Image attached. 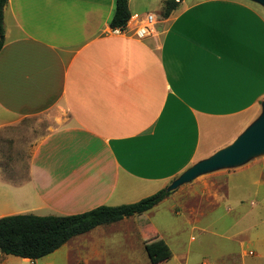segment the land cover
Returning <instances> with one entry per match:
<instances>
[{
  "label": "crops",
  "instance_id": "0c3cea01",
  "mask_svg": "<svg viewBox=\"0 0 264 264\" xmlns=\"http://www.w3.org/2000/svg\"><path fill=\"white\" fill-rule=\"evenodd\" d=\"M147 2L161 11L160 0ZM128 5L131 16L144 15L138 0ZM113 9L114 0H7L0 131L41 116L51 129L25 175L0 162V217L138 201L231 144L262 113L264 8L254 0H179L166 18L149 10L156 21L141 39L135 21L111 32ZM151 209L74 236L87 239L68 247L71 238L45 264L56 253L61 264H116L127 245L135 256L143 248L152 264L145 238L170 247Z\"/></svg>",
  "mask_w": 264,
  "mask_h": 264
},
{
  "label": "rangeland",
  "instance_id": "374dc122",
  "mask_svg": "<svg viewBox=\"0 0 264 264\" xmlns=\"http://www.w3.org/2000/svg\"><path fill=\"white\" fill-rule=\"evenodd\" d=\"M160 2L161 11L147 0H138V6L162 18L165 0ZM255 6L264 8L258 1ZM45 117L26 118L14 128L0 131V162L8 173L13 169L25 175L28 157L51 129ZM178 177L167 186L169 196L147 214L173 252L172 258L159 264H264V149L239 163L201 172L170 189ZM84 239L87 237L72 238L67 246ZM126 248L127 259L116 264H133L135 257H142L138 263L150 264L143 248H138L141 256L136 251L137 256L133 254L135 247ZM52 259L55 264L64 262L59 253ZM46 262L45 257L32 262L0 252V264Z\"/></svg>",
  "mask_w": 264,
  "mask_h": 264
},
{
  "label": "trees",
  "instance_id": "16d2710c",
  "mask_svg": "<svg viewBox=\"0 0 264 264\" xmlns=\"http://www.w3.org/2000/svg\"><path fill=\"white\" fill-rule=\"evenodd\" d=\"M7 0H0V35H3V9ZM175 0H165L162 17L176 8ZM131 17L128 0H114L109 21L111 28L124 27ZM3 44L0 39V48ZM171 191L162 188L138 201L120 205H100L90 210L66 215H36L18 213L0 217V252L6 255L35 261L46 256L74 236L86 233L94 227L109 224L135 214L148 211L169 196ZM145 249L152 264L167 260L171 251L162 238L152 235L144 240Z\"/></svg>",
  "mask_w": 264,
  "mask_h": 264
},
{
  "label": "water",
  "instance_id": "95a60500",
  "mask_svg": "<svg viewBox=\"0 0 264 264\" xmlns=\"http://www.w3.org/2000/svg\"><path fill=\"white\" fill-rule=\"evenodd\" d=\"M264 4V0H254ZM264 149V103L263 111L231 144L218 150L209 158L203 159L183 172L170 189L177 184L190 180L195 175L224 165L236 164L249 155Z\"/></svg>",
  "mask_w": 264,
  "mask_h": 264
},
{
  "label": "built area",
  "instance_id": "2783aa9c",
  "mask_svg": "<svg viewBox=\"0 0 264 264\" xmlns=\"http://www.w3.org/2000/svg\"><path fill=\"white\" fill-rule=\"evenodd\" d=\"M175 2H179V0H175ZM130 21L136 22L134 33L137 38L141 39L146 37L153 29V25L156 21V15L153 13H146L144 15L134 14L130 17L127 24ZM127 24L124 27H115L111 30V32L113 34H122L125 32Z\"/></svg>",
  "mask_w": 264,
  "mask_h": 264
}]
</instances>
